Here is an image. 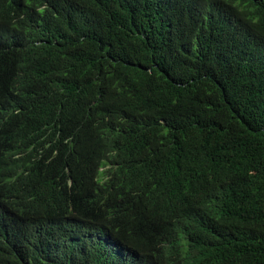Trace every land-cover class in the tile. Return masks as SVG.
<instances>
[{"label": "trees", "instance_id": "16d2710c", "mask_svg": "<svg viewBox=\"0 0 264 264\" xmlns=\"http://www.w3.org/2000/svg\"><path fill=\"white\" fill-rule=\"evenodd\" d=\"M0 264H264V0H25L0 19Z\"/></svg>", "mask_w": 264, "mask_h": 264}, {"label": "clouds", "instance_id": "9594fccd", "mask_svg": "<svg viewBox=\"0 0 264 264\" xmlns=\"http://www.w3.org/2000/svg\"><path fill=\"white\" fill-rule=\"evenodd\" d=\"M25 0H0V19H7L14 15L22 7ZM15 207L6 206L0 210V217L14 216ZM150 253L147 244H130L119 250L117 260L119 264H140Z\"/></svg>", "mask_w": 264, "mask_h": 264}, {"label": "bare ground", "instance_id": "6f19581e", "mask_svg": "<svg viewBox=\"0 0 264 264\" xmlns=\"http://www.w3.org/2000/svg\"><path fill=\"white\" fill-rule=\"evenodd\" d=\"M215 1V0H214Z\"/></svg>", "mask_w": 264, "mask_h": 264}]
</instances>
